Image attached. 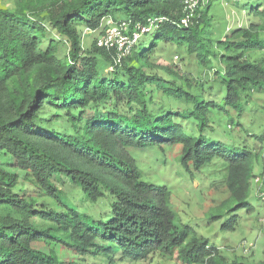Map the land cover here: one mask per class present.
I'll use <instances>...</instances> for the list:
<instances>
[{
  "label": "trees",
  "instance_id": "obj_1",
  "mask_svg": "<svg viewBox=\"0 0 264 264\" xmlns=\"http://www.w3.org/2000/svg\"><path fill=\"white\" fill-rule=\"evenodd\" d=\"M7 1L0 7V264H136L154 254L227 264L177 221L169 188L142 180L135 154L179 146L190 177L206 173L226 191L213 218H225L220 232L233 231L256 177L249 149L220 142L209 113L264 93V57L250 59L264 50V26L213 40L209 4L201 11L200 0L187 26L180 24L186 0ZM251 11L262 13L259 3ZM156 17L165 19L119 63L96 47L109 21H127L132 32ZM84 30L97 34L87 49ZM166 45L213 71L219 102L199 78L154 62ZM8 161L42 200L24 195ZM259 177L261 188L264 171Z\"/></svg>",
  "mask_w": 264,
  "mask_h": 264
},
{
  "label": "rangeland",
  "instance_id": "obj_2",
  "mask_svg": "<svg viewBox=\"0 0 264 264\" xmlns=\"http://www.w3.org/2000/svg\"><path fill=\"white\" fill-rule=\"evenodd\" d=\"M199 3L201 11L206 8L207 3L209 4L207 18L210 27L207 36L213 40L225 39L233 30L246 29L250 24L255 28L264 26V0H200ZM256 3H259V11L262 12L259 15L250 12L251 6ZM10 6L7 0H0V7ZM96 36V33L84 30L81 35L82 47L87 49ZM219 53L221 55L226 52L219 49ZM263 57L264 50L250 54L251 60ZM154 62L180 74L190 73L191 77L199 78L204 84L205 95L214 101L219 102L222 97V91L220 94L219 87L212 82L213 71L199 67L183 49L166 45L155 54ZM251 99L249 103L238 104V109H229L227 112L213 110L209 113V120L220 142L229 147L249 149L253 165L252 174L259 177L264 171V141L259 143L257 140L264 135V93L254 92ZM179 154V146L163 151L147 149L137 152L135 155L137 165L142 171V180L155 187L169 188L170 203L177 214V221L190 227L198 237L207 239L209 245L218 250L225 263L264 262V187L260 188L254 178L250 181L249 210H242L237 214V226L233 231L222 233L220 225L225 218H213L217 213L212 209L227 197L226 191L220 184H212V180L216 178L207 177L206 173H197L190 177L179 165ZM11 165L12 162L8 161L5 167L19 175L24 195L35 197L38 202L42 200L41 194L34 191L29 182L24 180V173L12 169ZM219 167L220 165L212 167L210 174L214 175ZM73 198L77 203L81 201L80 195L75 191ZM123 264L131 263L123 261ZM136 264L183 263L175 256L163 258L154 254Z\"/></svg>",
  "mask_w": 264,
  "mask_h": 264
},
{
  "label": "built area",
  "instance_id": "obj_3",
  "mask_svg": "<svg viewBox=\"0 0 264 264\" xmlns=\"http://www.w3.org/2000/svg\"><path fill=\"white\" fill-rule=\"evenodd\" d=\"M197 4V0H186L184 10L185 15L181 17L180 24L187 26L190 23V19L193 17V9ZM165 18L156 17L148 21V24L139 27L135 26V29L130 32L129 23L127 21H121L119 23H109V28L104 32L103 35L98 37L96 40V47L104 49L106 51H113L114 63H119L124 57L131 54L132 49L138 39L143 34H148L155 30L160 22ZM255 182H259L258 179ZM264 201V195L262 196Z\"/></svg>",
  "mask_w": 264,
  "mask_h": 264
},
{
  "label": "clouds",
  "instance_id": "obj_4",
  "mask_svg": "<svg viewBox=\"0 0 264 264\" xmlns=\"http://www.w3.org/2000/svg\"><path fill=\"white\" fill-rule=\"evenodd\" d=\"M151 33V32H150ZM256 179H258L259 180V182L257 183V182H255V180ZM254 182L256 183V184H259L260 183V178H258V177H256V178H254Z\"/></svg>",
  "mask_w": 264,
  "mask_h": 264
}]
</instances>
